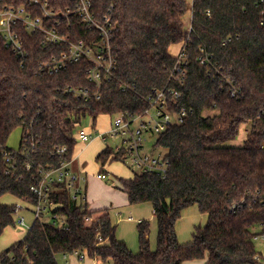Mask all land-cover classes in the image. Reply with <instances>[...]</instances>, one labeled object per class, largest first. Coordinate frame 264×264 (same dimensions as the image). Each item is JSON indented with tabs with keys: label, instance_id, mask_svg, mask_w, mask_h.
<instances>
[{
	"label": "trees",
	"instance_id": "16d2710c",
	"mask_svg": "<svg viewBox=\"0 0 264 264\" xmlns=\"http://www.w3.org/2000/svg\"><path fill=\"white\" fill-rule=\"evenodd\" d=\"M0 1L43 16L32 0ZM41 1L58 16L45 21L46 27L59 22V32L72 40L88 37L80 18L67 14L75 9V1ZM91 2L99 21L112 22L117 57L116 68L100 86L89 80L92 64L86 58L54 74L41 68L67 51V44L46 47L42 31L32 33L19 24L24 52L19 61L18 52L0 33V198L9 195L37 204L31 187L49 170L72 160L82 118L91 116L95 122L100 115L127 114L134 119L151 107L148 99L155 90L176 88L182 97L172 111L186 107L189 113L182 124L171 125L157 138L156 146L167 152V177L136 173L120 179L131 205H152L156 247L151 245L149 221L137 225L139 250L134 252L117 238L108 209L91 210L85 192L76 200L65 183H55L49 204L55 205L52 214L65 227L47 216L35 219L24 240L0 253V264H57L61 254L77 250L113 264L202 259L206 264H259L262 253L256 237L264 235V25L257 0H193L191 32L185 20L188 0ZM184 41L189 63L181 65L186 74L180 84L171 79L178 57L170 48ZM199 46L211 55V66L201 64ZM69 89H88L90 97L86 100ZM207 111L217 113L206 116ZM247 124L243 146H229ZM18 128L23 136L14 150L7 141ZM64 147L66 152L60 154ZM122 159L110 146L97 157L102 166ZM192 206L208 220L196 227L192 241L182 243L176 225ZM15 213V205L0 204V235L16 224Z\"/></svg>",
	"mask_w": 264,
	"mask_h": 264
},
{
	"label": "built area",
	"instance_id": "2783aa9c",
	"mask_svg": "<svg viewBox=\"0 0 264 264\" xmlns=\"http://www.w3.org/2000/svg\"><path fill=\"white\" fill-rule=\"evenodd\" d=\"M75 1V9L68 10L67 14H74L80 18L82 23L88 29V37L79 40H72L69 36L63 35L59 32L58 27L60 23H56V27L51 28L45 26V21L57 18L56 12L49 7L48 2L41 0H32V3L38 5L43 16H35L25 7H14L9 4H4L0 1V33L4 35L7 45L12 47L14 51L18 52L19 61L24 55L23 43L16 30V26L23 24L28 31L35 33L42 31L45 36L44 46L58 45L61 43L67 44L68 50L62 52L59 57L53 58L51 61L41 65V68L50 69V73H58L68 67V65L79 62L81 59H88L92 66L88 69L89 80L96 82L98 86L104 79H109L110 75L116 68L117 57L112 46V22L105 18L104 21H99L96 17L93 4L91 0H73ZM261 7L260 24L264 25V0H257ZM192 17V15H191ZM188 31H192L191 23H189ZM187 42H183L177 57L176 72H172L171 79L179 81L181 77L185 76L186 71L182 66H187L189 61L186 50ZM199 55L201 64L204 66H211V55L204 46H199ZM182 65V66H181ZM77 96H83L87 100L90 95L88 89L72 90ZM236 95V90L232 92ZM95 95L98 96L96 92ZM182 97L180 90L172 87H165L164 89H157L149 97L151 107L146 110L144 115L138 116L134 119L127 118V114H120L114 117L111 129L108 134L113 137H121L122 145L116 147V151L122 154L123 161H129L131 167H134L136 173L156 174L162 178H166L169 172V160L167 159V152L163 155L162 149L158 150L156 144L154 149H147V136L157 135L166 131L171 125L182 124L188 116L189 110L186 107H181L179 111H172L176 106V100ZM148 116V120H142L139 124L135 122L139 119ZM75 139L84 143H89L94 136L88 134L85 130H79L75 133ZM33 145V143H32ZM67 148L59 149L60 154H64ZM29 150L26 149L23 153L26 155ZM73 161L63 162L59 168H54L45 173L40 182H36L31 190L39 198L37 204H31L25 201L26 204L34 206L35 219H42L47 216L54 225L65 227L64 221L57 215L52 214L55 208L54 204H49V193L55 183H65L76 200L83 197L84 190L81 183H85L86 179L73 168ZM112 176L108 170H104L97 174V178L105 180ZM85 198V197H84ZM18 203L15 205V212L20 209H25V203ZM235 207V206H234ZM94 217L90 219L93 221ZM19 223L24 224L25 218H19ZM264 240V235L256 237ZM76 256L80 261H84L87 255L80 251L73 253H63L59 257L65 260V264L69 263V258ZM259 264H264L261 257H257ZM59 264V262L57 263ZM113 264V263H107Z\"/></svg>",
	"mask_w": 264,
	"mask_h": 264
},
{
	"label": "rangeland",
	"instance_id": "374dc122",
	"mask_svg": "<svg viewBox=\"0 0 264 264\" xmlns=\"http://www.w3.org/2000/svg\"><path fill=\"white\" fill-rule=\"evenodd\" d=\"M192 6H193V0H188V12L185 16L186 26L189 25V21L191 19ZM181 48L182 47L179 44L173 45L171 47V52L176 54L177 51H180ZM216 113H217L216 111H207L205 112V115L210 116ZM113 119L114 117L110 115H100L99 117H97L96 119L97 130L106 133L109 130ZM148 119H149L148 116L144 117L142 119L137 120L135 124L137 125L142 120H148ZM96 121L94 122V119L91 116L82 118L81 122L78 123L76 126L75 133H77L79 130H85L88 134L92 136L96 135L98 133V132H95L96 128L94 124L96 123ZM249 129H250V125L248 124L243 125L240 129L238 137L234 139L233 141L229 142L228 145L235 146V147L243 146V144L245 143V140L247 139ZM22 136H23V129L22 128L16 129L10 135L7 141V146L11 149L18 150L21 145ZM106 138H107L106 145L114 149H116L117 146L120 147L122 145L121 137H113L109 134H106ZM157 138H158L157 135L147 136V139H148L147 149H150V150L154 149V145L157 142ZM104 149H105L104 145L101 143L100 140L97 139L93 141L92 143L88 144L82 151L81 160L89 163V168L92 169L91 171L89 170L90 175L102 167L101 162H98V161L96 162V158L99 154L103 152ZM157 149L161 150V148H157ZM165 153L166 151L162 149V154L164 155ZM104 170H108L110 173H112L114 175V178L107 179V180H104V182L103 181L102 182L104 184H108V185L118 187V188H120V179H131L137 172V170L134 167H131L129 161H123V160H114V161L107 162L104 166ZM102 182L94 177L89 178L88 184H87V193L90 194V196L88 197L89 202L91 203L92 201L95 200L97 205H101L99 206V208L100 207L101 208L110 207L109 204H106V203H110L114 201V198L110 195L109 189H107V187H104L102 185ZM80 186H82V188L84 189L85 183H81ZM120 196L121 197L125 196L123 195L122 191L118 193V198H120ZM20 202L22 201L13 196H9V195H5L0 198V204H4V205H16ZM22 203H25V202H22ZM138 207L141 208V211L121 212V214H115V212L113 211L112 215H114V217L112 218H113L114 224L117 227V230H116L117 238L120 240L123 239V241L127 243L128 247L132 251L137 252L139 250V237H138L137 225L140 221L146 220V221H149L151 224L150 240L151 242H153V245L151 244L152 248L155 249L156 246H154V243L155 242L157 243V223L155 221L153 223L152 222L153 220H150L149 218L150 215L153 214L152 209H151V204H148V203L139 204ZM193 210H196V211H193ZM194 212L196 213L198 212L205 216V219H203V222L201 224H198V226L203 227L207 223V220H208L207 214L201 212L197 206H192L188 210L184 211L183 216L178 220L177 225H176L178 237L182 243H187L193 240V236L191 235L189 229H190V225L192 221L194 220V214H193ZM21 217L25 218L24 224L19 223V218ZM129 217H133V220L131 219H128L129 221L125 220V218H129ZM14 219H15L16 224L11 227H8L4 231V233L0 235V238H3V235L6 234L5 236L11 237L12 235L13 237L14 236L17 237L18 239L17 241L24 240L33 222L35 221L34 206L30 204H26L25 209H20L17 213H15ZM134 219L136 223H134L135 222ZM153 226H156L155 234H154ZM194 230H195V227L193 228V231ZM154 235H155V238H154ZM10 242L11 241H8L5 244L1 242L0 251H2L3 249H6V250L9 249L12 246L11 244L9 248H7L8 247L7 245H9L8 243ZM133 244H135V246ZM132 246L134 247V249H132ZM256 246H257V250L260 253H262V255L264 256V243L261 238L256 240ZM6 250H3L2 252ZM59 258L60 257H58V259ZM197 261H198L197 264H205L206 262L205 259L197 260ZM69 263L70 264H107V263H103L100 260L95 261L94 259H90L88 257L84 261L80 262L78 261V258L76 256H71L69 258ZM185 264H191V263L188 261V262H185Z\"/></svg>",
	"mask_w": 264,
	"mask_h": 264
},
{
	"label": "crops",
	"instance_id": "0c3cea01",
	"mask_svg": "<svg viewBox=\"0 0 264 264\" xmlns=\"http://www.w3.org/2000/svg\"><path fill=\"white\" fill-rule=\"evenodd\" d=\"M179 45H181V47L183 46V44L182 43H180ZM172 47V46H171ZM178 52L179 51H177V53L175 54V53H172L171 52V48H170V53L173 55V56H177L178 55ZM97 121H96V123L94 124V126H95V128H96V131L95 132H98L96 135H94V138H93V140L91 141V142H89V143H84V142H82V141H78L77 142V144H76V146H75V152H74V156H73V159H74V161H73V168L76 170V171H78L80 174H81V176H83L85 179H86V181H85V187H84V192L86 193V200H87V202L89 203V206H90V209L91 210H102V209H108L109 211H110V213H111V216L112 217H114V215H112L113 214V211L115 212V214H121V212H136V211H141V208H139L138 207V205H131L130 203H129V199H128V196H127V194L126 193H124L120 188H118V187H114V186H111V185H108V184H104L103 182H104V180H100V179H98L97 178V174L99 173V172H102V171H104V166H102L101 168H99L97 171H95V172H93L91 175H90V171L92 170V169H90L89 168V163L88 162H86V161H82L81 160V154H82V151L84 150V148L88 145V144H90V143H92L93 141H95V140H100L101 141V143L104 145V147L106 148L108 145H106V141H107V138H106V134H108V132H109V130L111 129V125H110V128H109V130L106 132V133H104V132H101V131H98L97 130ZM82 146H84V147H82ZM80 147V148H79ZM79 148V149H78ZM100 155V154H99ZM98 155V156H99ZM97 156V157H98ZM96 162H97V158H96ZM90 170V171H89ZM91 177H94V178H97L99 181H103L102 182V185L104 186V187H107V189H109V192H110V195L114 198V201H112V202H110V203H106V204H109V206L110 207H105V208H99V206H101V205H97V203H96V201L94 200V201H92L91 203L89 202V196H90V194H88L87 193V184H88V180H89V178H91ZM134 177V176H133ZM112 178H114V175L112 174V176L111 177H109V178H107V179H112ZM107 179H105V180H107ZM95 180V179H94ZM120 191H122V193H123V195H125V196H123V197H121L120 196V198H118V193H120ZM97 206V207H96ZM116 206V207H115ZM115 207V208H114ZM190 208V207H189ZM189 208H187L186 210H188ZM151 209H152V213L153 214H151L150 215V220H153L152 222L154 223V221L157 223V221H156V217H155V214H154V209H153V207H152V205H151ZM185 210V211H186ZM193 211H196V210H193ZM198 211V210H197ZM194 214V220L192 221V223H191V225H190V233H191V235L193 236V233L195 232V230H196V227L198 226V224H201L202 222H203V219H205V216L203 215V214H200V213H196V212H194L193 213ZM128 219H131V220H133V217H129V218H125V220H127V221H129ZM112 220H113V218H112ZM134 221H135V219H134ZM133 221V222H134ZM200 222V223H199ZM134 223H136V221L134 222ZM195 227V230L193 231V228ZM153 228H154V234H155V229H156V226H153ZM193 231V232H192ZM157 234H158V227H157ZM6 234H4L3 235V238H0V243L1 242H3V244H5V243H7L8 241H11L10 243H8L9 245H7L8 247L7 248H9V246L12 244V245H14V244H16L17 242H19V241H17L18 239H17V237H13L12 235H11V237H9V236H5ZM122 238H124V237H122ZM154 238H155V235H154ZM187 238V237H186ZM121 240H123V239H121ZM181 242V241H180ZM188 243V242H187ZM151 244L153 245V242H151ZM134 246H135V244H133ZM154 246H156V242L154 243ZM132 249H134V247L132 246ZM3 250H6V249H3ZM2 250V251H3ZM2 251H0V252H2ZM261 258H262V261H264V256L262 255L261 256ZM78 261H80L79 259H78ZM95 261H98V260H95ZM58 262H59V264H65V260L62 258V257H60L59 259H58ZM80 262H82V261H80ZM186 262H188V261H186ZM191 264H197L198 263V261L197 260H195V261H189ZM68 264H70V263H68ZM183 264H185V262L183 263ZM205 264H206V262H205Z\"/></svg>",
	"mask_w": 264,
	"mask_h": 264
}]
</instances>
